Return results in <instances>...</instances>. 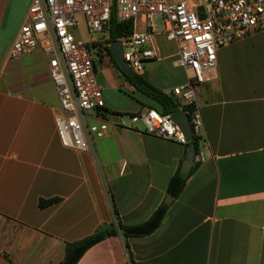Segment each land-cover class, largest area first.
I'll return each mask as SVG.
<instances>
[{"label":"crops","instance_id":"crops-1","mask_svg":"<svg viewBox=\"0 0 264 264\" xmlns=\"http://www.w3.org/2000/svg\"><path fill=\"white\" fill-rule=\"evenodd\" d=\"M30 2L0 0V264H58L66 243L104 223L141 222L162 202L152 232L124 237L118 229L75 264H264V32L217 49L215 77L197 99L206 159L165 202L187 144L129 119L161 105L124 78L111 50L95 53L105 105L89 119L119 112L120 125L94 151L63 144L46 56L8 57ZM152 43L158 56L141 74L162 91L185 83L190 71L174 62L176 42L156 33ZM41 198L56 200L42 207Z\"/></svg>","mask_w":264,"mask_h":264},{"label":"built area","instance_id":"built-area-1","mask_svg":"<svg viewBox=\"0 0 264 264\" xmlns=\"http://www.w3.org/2000/svg\"><path fill=\"white\" fill-rule=\"evenodd\" d=\"M113 13L118 20L131 21V32L121 40L123 57L133 72L141 73L144 62L158 56L152 43L154 34L162 33L176 42L174 62L186 67L190 77L163 92L175 99V109L187 112L193 138L198 140L194 161H204L207 144L201 135L202 115L197 100L201 85L215 77L219 47L264 32V0H31L8 57L16 60L37 49L46 56L61 106L54 122L64 145L94 151L96 140L121 123L119 112L111 119H89L91 111L105 105L94 57L110 46L107 33ZM80 15L89 32L106 36L96 39L93 45L84 39ZM155 16L161 19V28L156 27ZM171 112L146 106L128 115L132 122L141 119L150 134L187 144Z\"/></svg>","mask_w":264,"mask_h":264},{"label":"trees","instance_id":"trees-1","mask_svg":"<svg viewBox=\"0 0 264 264\" xmlns=\"http://www.w3.org/2000/svg\"><path fill=\"white\" fill-rule=\"evenodd\" d=\"M131 28L132 24L130 20H118L115 13H113L111 16L110 25L108 27L107 36L110 40L122 38L131 32ZM108 51L110 53L109 48ZM111 58L117 66L114 58L112 56ZM121 73L123 74L124 78L132 83L137 89L157 100L161 105V107L157 109L162 112H170L175 110L177 105L175 99L166 95L162 90L146 79L143 74L136 72L125 73L123 71H121ZM193 143L195 150H197L198 140L196 136L193 138ZM187 175L188 173L181 174L179 170L176 171L168 181L166 187L167 193L172 196H176L183 188ZM55 200L56 198H41L39 199L38 204L39 206L43 207ZM166 207V203L162 202L154 209L148 218L138 223L123 224L119 222L118 225H116L115 222H111L99 225L92 233L88 234L87 236L66 243L64 247V256L58 264H75L88 247L105 238L106 236L118 232L119 230L124 235V237L142 236L152 232L162 221Z\"/></svg>","mask_w":264,"mask_h":264},{"label":"water","instance_id":"water-1","mask_svg":"<svg viewBox=\"0 0 264 264\" xmlns=\"http://www.w3.org/2000/svg\"><path fill=\"white\" fill-rule=\"evenodd\" d=\"M110 50L112 57L114 58L119 68L125 73H132L133 72L132 68L129 66V64L126 62V60L123 57L122 40L121 39L111 40ZM171 118L179 125L180 129L183 131L185 138L187 140V146H186L187 155L183 159L179 170L181 174H186L189 171L190 167L195 164L194 161L195 146L193 143V135L189 123V117L187 112H185L183 109H175L171 112ZM171 198H173V196L168 194L165 198V202H168Z\"/></svg>","mask_w":264,"mask_h":264},{"label":"rangeland","instance_id":"rangeland-1","mask_svg":"<svg viewBox=\"0 0 264 264\" xmlns=\"http://www.w3.org/2000/svg\"><path fill=\"white\" fill-rule=\"evenodd\" d=\"M78 20H79V27H80V30H81V34H82L84 39L88 40V39H90L92 37H96V36H100V37L101 36H106L105 33L97 34V33L89 32L88 29H87V26H86L85 19H84L83 15H80ZM153 20H154L157 28H161L163 26L162 21H161V19L158 16H155ZM118 68H119V66H118Z\"/></svg>","mask_w":264,"mask_h":264}]
</instances>
